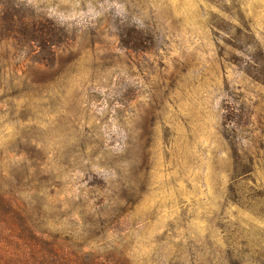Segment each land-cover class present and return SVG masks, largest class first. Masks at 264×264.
Segmentation results:
<instances>
[{"label":"rangeland","instance_id":"374dc122","mask_svg":"<svg viewBox=\"0 0 264 264\" xmlns=\"http://www.w3.org/2000/svg\"><path fill=\"white\" fill-rule=\"evenodd\" d=\"M0 195L124 264H264V0H0Z\"/></svg>","mask_w":264,"mask_h":264},{"label":"trees","instance_id":"16d2710c","mask_svg":"<svg viewBox=\"0 0 264 264\" xmlns=\"http://www.w3.org/2000/svg\"><path fill=\"white\" fill-rule=\"evenodd\" d=\"M66 242V239L36 229L24 219L11 199L0 195V264H124L120 259L85 252L84 245L72 250L71 243ZM223 261L244 264L237 257H227Z\"/></svg>","mask_w":264,"mask_h":264}]
</instances>
